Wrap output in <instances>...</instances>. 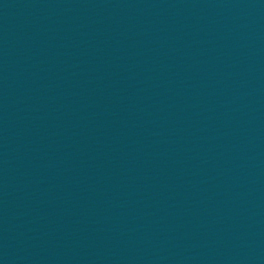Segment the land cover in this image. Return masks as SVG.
Segmentation results:
<instances>
[{"label":"water","instance_id":"obj_1","mask_svg":"<svg viewBox=\"0 0 264 264\" xmlns=\"http://www.w3.org/2000/svg\"><path fill=\"white\" fill-rule=\"evenodd\" d=\"M0 264H264V0H0Z\"/></svg>","mask_w":264,"mask_h":264}]
</instances>
